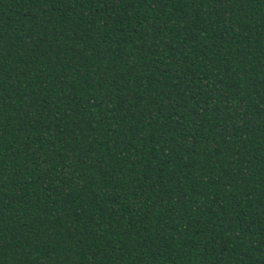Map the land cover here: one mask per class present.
Here are the masks:
<instances>
[{
  "label": "trees",
  "instance_id": "trees-1",
  "mask_svg": "<svg viewBox=\"0 0 264 264\" xmlns=\"http://www.w3.org/2000/svg\"><path fill=\"white\" fill-rule=\"evenodd\" d=\"M0 264H264V0H0Z\"/></svg>",
  "mask_w": 264,
  "mask_h": 264
}]
</instances>
